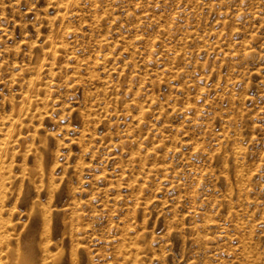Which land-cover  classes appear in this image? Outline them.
Returning <instances> with one entry per match:
<instances>
[{
	"label": "rangeland",
	"instance_id": "374dc122",
	"mask_svg": "<svg viewBox=\"0 0 264 264\" xmlns=\"http://www.w3.org/2000/svg\"><path fill=\"white\" fill-rule=\"evenodd\" d=\"M20 259L264 264V0H0Z\"/></svg>",
	"mask_w": 264,
	"mask_h": 264
},
{
	"label": "bare ground",
	"instance_id": "6f19581e",
	"mask_svg": "<svg viewBox=\"0 0 264 264\" xmlns=\"http://www.w3.org/2000/svg\"><path fill=\"white\" fill-rule=\"evenodd\" d=\"M50 45H51V44H50ZM54 45H55V44H54ZM16 120H17V118H16ZM27 244H28V243H27ZM29 245H30V244H29ZM25 246H26V245H25ZM29 247L31 248V246H29ZM25 248H27V246H26ZM26 250H28V249H26ZM28 251H29V250H28ZM31 251H32V250H31ZM23 253H24V252H23ZM26 253H27V252H25L24 255H26ZM30 254H31V253H30ZM22 256H23V255H22ZM27 256H28V253H27ZM30 256H32V254H31ZM28 257H29V256H28ZM28 257H26V258H28ZM33 257H34V256H33ZM33 257H32V258H33ZM22 258H23V257H22ZM30 258H31V257H30ZM32 258H31V259H32ZM31 259H30V260H31ZM20 260H21V259H20ZM30 260H29V258H28V261H30ZM32 260H33V259H32ZM28 261H27V263H26L24 260H23V262H22V260H21L22 264H30V262H28ZM31 264H32V263H31Z\"/></svg>",
	"mask_w": 264,
	"mask_h": 264
}]
</instances>
